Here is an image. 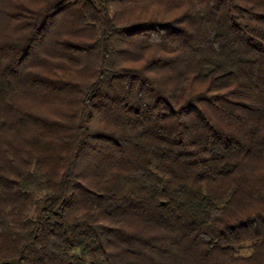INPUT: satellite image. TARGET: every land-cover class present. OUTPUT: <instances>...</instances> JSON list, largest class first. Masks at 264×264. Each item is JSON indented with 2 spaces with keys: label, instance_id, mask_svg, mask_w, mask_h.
<instances>
[{
  "label": "trees",
  "instance_id": "obj_1",
  "mask_svg": "<svg viewBox=\"0 0 264 264\" xmlns=\"http://www.w3.org/2000/svg\"><path fill=\"white\" fill-rule=\"evenodd\" d=\"M0 264H264V0H0Z\"/></svg>",
  "mask_w": 264,
  "mask_h": 264
}]
</instances>
